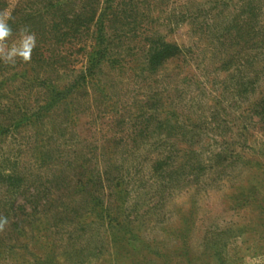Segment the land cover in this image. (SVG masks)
<instances>
[{
	"label": "rangeland",
	"instance_id": "1",
	"mask_svg": "<svg viewBox=\"0 0 264 264\" xmlns=\"http://www.w3.org/2000/svg\"><path fill=\"white\" fill-rule=\"evenodd\" d=\"M134 1L138 32L116 41L101 92L0 141V264H264V57L250 66L259 49L219 39L247 6L260 33L264 0H232L222 15L212 0H152L150 14ZM35 4L7 0L3 17ZM17 31L5 51L31 33ZM146 34L183 55L150 70ZM0 61V106L14 111L29 94L13 80L25 62ZM166 120L184 127L160 129Z\"/></svg>",
	"mask_w": 264,
	"mask_h": 264
},
{
	"label": "trees",
	"instance_id": "2",
	"mask_svg": "<svg viewBox=\"0 0 264 264\" xmlns=\"http://www.w3.org/2000/svg\"><path fill=\"white\" fill-rule=\"evenodd\" d=\"M139 1L147 6V11L150 14L152 12L150 8L154 6L152 0ZM35 3L37 4L29 9H17L8 21L12 33H18L17 30L20 27L29 29L35 36L36 46L31 51L29 61L25 62L22 58H16L18 64L22 61L25 63L22 64L23 73L21 75L13 74V80L18 78L21 81V87L26 88L29 94H27L25 102L18 101L21 107L13 102L14 111L3 106L5 110H8L7 113L3 112L4 109L0 106V141L7 139L11 133L18 132L28 124L37 129L43 125L44 120L53 123L55 109L64 107L63 112L67 111L70 108L69 99L79 93L86 92L89 87L97 86L101 92L103 83L98 77L99 73L104 67H114L119 63L114 58L116 56L114 54L116 41H120L122 34L127 36L130 33L138 32L137 13L139 12L134 10L136 8L134 0H35ZM231 3L232 0H212L209 12H215L214 15H222L230 8ZM6 7L7 0H0V17H3ZM245 9L246 12L237 14L235 21L231 26L225 28L222 38L220 35L219 39H222L224 43L227 41L244 42L243 50L259 49L260 53L246 62V64L254 66L256 57H264V28L259 27L260 33H258L256 25L251 24L249 17L253 12L251 14L250 11L248 12L249 6ZM150 19L154 21V16L151 15ZM132 25L133 27L128 32L122 29ZM145 37L149 43L147 60L150 70L163 67L183 55V49L176 44L166 42L162 36L146 34ZM255 37L260 38V41L256 42L257 44L252 42ZM89 39L92 41L90 49L87 47ZM75 45H78L77 48ZM74 54L77 56L80 54L81 57L74 60ZM79 64H82L79 68L74 67ZM5 73L6 66L4 62L0 61V76ZM4 85L6 86L4 82H0V93ZM33 91H38L41 98L44 97L41 104L38 103L39 101L28 100ZM2 96L9 99L3 94ZM11 101L14 99L12 98ZM262 105L263 102L260 101L250 111L255 112ZM68 112L71 114V110ZM169 125L178 128L184 127L177 120L159 122V128L162 130ZM181 152L186 157L189 151L183 149ZM160 168L163 169V166ZM174 174L175 172H171L167 177L172 178ZM91 179V176L87 177V185L92 182ZM77 183L80 182L77 181ZM106 210L107 208L102 205L99 214L103 222L102 225H105ZM109 226L110 228L115 227L112 222L109 223ZM116 227L119 229L121 226L117 224ZM122 227L124 230L129 229L125 225ZM123 228H120V231Z\"/></svg>",
	"mask_w": 264,
	"mask_h": 264
},
{
	"label": "clouds",
	"instance_id": "3",
	"mask_svg": "<svg viewBox=\"0 0 264 264\" xmlns=\"http://www.w3.org/2000/svg\"><path fill=\"white\" fill-rule=\"evenodd\" d=\"M10 14L5 17H0V59L7 60L10 63H15L16 58H22L25 62L31 59V51L35 47V36L34 34L25 32L22 35L20 45L13 46L7 51H5L3 45L7 41V39L12 35V29L8 24L7 20H9ZM6 219H0V228L6 223Z\"/></svg>",
	"mask_w": 264,
	"mask_h": 264
}]
</instances>
